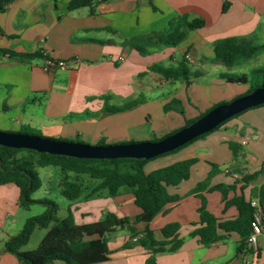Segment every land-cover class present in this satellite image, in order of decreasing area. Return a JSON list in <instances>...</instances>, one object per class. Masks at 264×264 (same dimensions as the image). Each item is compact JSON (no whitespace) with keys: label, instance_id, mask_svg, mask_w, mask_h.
<instances>
[{"label":"crops","instance_id":"obj_1","mask_svg":"<svg viewBox=\"0 0 264 264\" xmlns=\"http://www.w3.org/2000/svg\"><path fill=\"white\" fill-rule=\"evenodd\" d=\"M68 2L13 0L0 11V48L41 52L30 60H19L0 51V127L4 131L25 132V126H39L42 136L89 144L105 142L108 136L115 138L110 143L154 140L197 116V104L205 107L209 101H216L223 83L227 88L239 85L234 97L248 89L249 81H228L220 73L239 74L243 70L246 74L264 66V52L234 67L212 60L213 42L218 38L254 34L264 43V0H95L93 13L88 7L69 10ZM179 15L202 18L204 26L189 30L175 46L155 47L146 55L123 44L132 37L167 28ZM47 59L66 61V66L45 69ZM181 59L196 73L189 85L148 69L153 64L176 66ZM134 99L138 102L128 109L101 111L104 105L121 106ZM172 99L180 101L183 113L163 110ZM143 127L144 137L134 139L130 135ZM188 157L196 158L189 177L168 187L169 193L180 199L147 223L155 239L160 240L161 227L178 222L183 243L174 252L156 253L155 264H264V233L258 236L257 250L246 243L239 251L235 233L210 246L189 235L197 226L194 223L198 222L201 204V199L189 192L208 176L212 165L218 169L210 176L207 188L231 184L263 166V172L243 189L246 197L254 198L251 191L264 181V104L245 109L173 152L149 159L144 170ZM0 185L1 200L12 194L10 205H16L18 187ZM202 194L213 214L237 213L232 206L222 213L220 191L204 190ZM69 203L76 223L95 222L108 212L131 221L140 213L132 193L125 190L112 197L100 195ZM134 226L140 230L145 223ZM108 240L109 259L94 264H146L148 250L126 229H115ZM2 244L0 264H21L3 250ZM54 264L64 263L55 260Z\"/></svg>","mask_w":264,"mask_h":264},{"label":"trees","instance_id":"obj_2","mask_svg":"<svg viewBox=\"0 0 264 264\" xmlns=\"http://www.w3.org/2000/svg\"><path fill=\"white\" fill-rule=\"evenodd\" d=\"M12 1L0 0V11H3ZM94 3L95 0H69L67 8L73 10L88 7L89 12L93 13ZM203 26L202 18L179 15L169 21L167 28L132 37L125 40L123 44L135 49L141 55H146L155 47L175 46L186 37L189 30ZM0 51L19 60H30L41 55L39 51L15 52L5 48H0ZM261 52H264V43L258 42L254 34L228 36L218 38L213 42L212 60L226 67H234L243 61L252 59ZM148 69L165 79L183 80L187 85L190 84L191 77L196 75L190 71L185 59H181L176 66L153 64ZM219 76L228 81L239 83L249 81V87L245 92H249L255 87H264V66L252 68L249 71V77L244 73L239 75L226 72L220 73ZM137 102L138 99H134L121 106L104 105L101 111H122L134 106ZM221 102L219 101L209 108ZM163 110H175L183 113L182 105L177 99L167 102L163 106ZM204 112L186 119L184 125L195 120ZM224 121L209 131L216 129ZM208 132L157 156L173 152ZM98 144H104V142L100 141ZM231 148L235 152L236 148L233 146ZM149 159L77 158L0 145V184L12 183L18 187V205L20 207L28 209L35 202L41 203L45 207L40 214L27 217L22 228L3 241V250L14 255L21 264H54L55 260H61L64 264H94L109 259L108 236L119 228L126 229L132 237L141 234L137 240L144 249L148 250L146 264H155L156 253L176 251L183 243V238L178 235L180 228L178 222L163 225L160 229L162 234L160 240L155 239L153 231L147 223L159 212L167 211L168 204L180 199V196L169 193L168 187L176 186L189 177L190 167L196 158L180 159L146 172L144 165ZM45 166H56L60 169L62 177L58 184L59 192L69 201L89 199L100 195L112 197L125 190L132 193L134 204L140 208V213L131 221L128 217H118L108 212L95 222L76 223L70 206H68L66 216L58 219L56 217L58 206L54 201L31 197L32 193L41 186V179L36 168ZM217 169L216 165H212L208 176L198 182L189 192L201 199V204L197 209L198 222L194 223L197 226L190 231L189 235L197 237L202 245L210 246L226 239L229 233H235L239 237L236 246V250L239 251L247 243L253 212V208L250 206L251 197H246L243 189L245 184L263 172V166L251 173L243 174L239 180L231 184L220 183L207 188L210 176ZM85 175L98 181L92 186H88L83 179ZM238 183L241 184L237 188ZM204 190L221 192L222 213L231 206L236 209L237 213L232 216H217L210 212L202 194ZM230 192H232L231 196ZM251 194L261 204H264V181L252 190ZM139 222H144L145 226L136 230L134 224ZM36 227L46 230L38 245L32 250H22L21 247L28 242Z\"/></svg>","mask_w":264,"mask_h":264},{"label":"water","instance_id":"obj_3","mask_svg":"<svg viewBox=\"0 0 264 264\" xmlns=\"http://www.w3.org/2000/svg\"><path fill=\"white\" fill-rule=\"evenodd\" d=\"M263 104L264 87H255L249 92L237 95L227 102L212 106L195 120L154 140L89 144L21 131L0 130V145L77 158L108 159L130 157L149 159L179 147L198 135L208 132L220 122L245 109Z\"/></svg>","mask_w":264,"mask_h":264},{"label":"rangeland","instance_id":"obj_4","mask_svg":"<svg viewBox=\"0 0 264 264\" xmlns=\"http://www.w3.org/2000/svg\"><path fill=\"white\" fill-rule=\"evenodd\" d=\"M238 73L240 75V74H243L244 71L239 70ZM245 73L249 77V70H247ZM226 86L227 85H225V83H223L220 86V92L221 91L222 92L218 94L219 96H217L216 101H213V100L209 101L208 106L203 107L202 105L197 104V109L199 113L204 112L211 105L217 103V101L227 102L230 99H232L234 95L238 92L237 89L239 85H237V87H234L233 85H229L230 87L228 88ZM22 129L27 133L44 135V132L39 126L29 125V126H25ZM0 130H5V129L0 127ZM149 133H150V136L153 137L152 132H149ZM130 135H132L134 139H140L144 137L143 136L144 127L139 128V130H136L130 133ZM114 140L115 138L108 136V137H105L104 143H110V141H114ZM90 144L92 143L90 142ZM36 169L41 179V186L35 192L32 193L31 197L33 199L46 198V199H50L54 201L58 206L56 217L58 219L65 217L67 214V207L70 206V203H69L70 201L67 198H65L63 195H61L59 192L58 184L62 177L60 169L56 166L37 167ZM83 179L85 183L88 184V186H92L96 181H98V180H93L86 175L83 176ZM1 199L3 198L0 196V217H2V221H0V245L3 243V241L6 238H8L10 235L17 233L22 228L23 223L27 217L40 214L45 209L43 204L37 203V202L32 203L28 209H24L20 207L18 203L16 205L15 204L10 205V200H13L12 194H8L6 195V198H4V200H6L7 202H4V200H1ZM45 231L46 230L43 228L36 227L32 231L28 242L24 246H22L21 249L22 250H32L36 248L42 236L44 235Z\"/></svg>","mask_w":264,"mask_h":264},{"label":"built area","instance_id":"obj_5","mask_svg":"<svg viewBox=\"0 0 264 264\" xmlns=\"http://www.w3.org/2000/svg\"><path fill=\"white\" fill-rule=\"evenodd\" d=\"M66 61L47 59L45 61V69H54L65 67ZM244 143L246 141H243ZM250 206L253 208L252 217L250 219V234L247 237L248 245L254 250L258 249V236L264 233V204H261L256 197L250 199ZM139 233L135 236V239L139 238ZM239 264H254L248 261L241 262Z\"/></svg>","mask_w":264,"mask_h":264}]
</instances>
